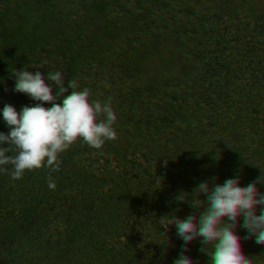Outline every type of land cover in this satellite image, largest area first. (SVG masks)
<instances>
[{
    "label": "rangeland",
    "instance_id": "rangeland-1",
    "mask_svg": "<svg viewBox=\"0 0 264 264\" xmlns=\"http://www.w3.org/2000/svg\"><path fill=\"white\" fill-rule=\"evenodd\" d=\"M128 1L130 6L156 5L168 16L157 9L136 11L133 22L131 14L119 13L128 20L120 39L94 38L79 27L81 31L69 33L43 23L38 37L25 33L24 51L19 49L16 55L25 62L24 90L35 97L27 105V124L42 146L46 158L42 164L60 176L54 187L61 182L74 192L60 198L72 211L66 230L71 264H236L239 243L254 223L256 231L241 262L264 264V177L252 168L253 162L216 147L225 184L219 177L201 181L188 172L197 137L208 135L201 129L199 115L209 113L211 135L227 150L234 143L248 142L240 140L247 134L240 132L238 123L224 124L223 113L245 115L251 107L243 108L242 102L258 98L256 89L233 84L226 92L222 71L230 68L234 73V66L237 72L252 65L261 68L264 48L255 44L259 36L233 25L236 8L231 6L226 15L205 16L203 6L211 0ZM181 9L183 13H178ZM213 55L221 60L209 61ZM170 68L175 77H170ZM137 71L151 83L132 82ZM198 100L208 102V112L201 111V105L195 108ZM252 117H258L257 112ZM141 133L164 139L157 137L151 147L141 139L136 157H128L132 136ZM3 135L0 131V138ZM146 148L152 150L150 157H145ZM257 149L264 158V143ZM1 165L0 264H7L2 241L7 240L10 252L18 226L16 241L25 242L20 227L26 211L33 208L29 205L33 197L17 194L18 182ZM22 165L26 179L35 164L25 156L17 168ZM108 183L118 190V198L112 196ZM210 183L217 186L213 189ZM25 187L31 184L25 181ZM79 202L87 206L89 223L75 228L76 209L83 208ZM53 222L52 217L43 222V234L36 240L40 246L55 238ZM161 238L176 245L174 253L162 246ZM84 240L87 243L80 244ZM56 261L53 254L45 264Z\"/></svg>",
    "mask_w": 264,
    "mask_h": 264
},
{
    "label": "flooded vegetation",
    "instance_id": "flooded-vegetation-1",
    "mask_svg": "<svg viewBox=\"0 0 264 264\" xmlns=\"http://www.w3.org/2000/svg\"><path fill=\"white\" fill-rule=\"evenodd\" d=\"M234 3H236L237 7H235ZM129 4L130 2L128 0H9V9L13 11L10 18L13 20L11 27L14 33L12 34V32H10L11 30H9L10 33H8L7 42L10 47L15 41H18L21 44L19 49L24 51L23 44L25 33L29 34L31 37H38L39 25L43 23L64 27L69 33L74 32L73 30L81 31L79 28H82V32L83 30H87L94 38L100 36H115L120 39L122 37L121 27H123L128 20L124 19L119 13L122 14L125 12V16L127 17L131 14L133 20L131 19L129 21L133 22H135L134 17L136 11L138 13L150 12L151 10L157 9L158 13H163L168 16V12L162 8H156V5L135 3L133 6H130ZM229 6L234 9L236 8L233 14L235 16L234 22H232L233 25L238 26L247 33H253V37L259 36V41L255 42V44L260 42L258 46L264 48V0H211L203 6L204 15L208 17L213 15H226L228 14ZM15 8L18 11V22L14 18L16 15ZM183 11V9L177 10L178 13H183ZM242 16H244V18ZM15 27L18 36H16ZM260 32L261 34L259 35ZM21 33L23 38H20L19 34ZM95 43H97V41ZM207 55H209V53H207ZM260 56L263 59L262 65H260L261 68L257 69L255 65H252L248 68H244L241 72H237L238 68L234 66V73L230 68L228 70H221L224 74L223 77H225L222 82H225L227 85L223 86L226 92L229 93L231 91V86L233 84L240 86L247 85V87L256 89L254 92L256 91L255 93L258 98L251 97L245 104L242 102L243 108H248L250 105L252 111L250 109L244 110L245 115H241L238 112H234L232 115L223 113L224 124L230 121L233 122V124L238 123L240 128H242L240 132L247 134L241 136L240 140L245 139L248 140V142H242L239 143V145L234 143L232 144L233 149L227 150L211 135L209 113L203 114L201 118L198 114L201 129L208 135L206 137H197L198 143L193 149V152L191 151L192 154L190 155L192 160L188 172L192 178L205 181L206 179L208 180V178L212 179L219 177V180H223V184H225L224 181L226 180L222 179L221 176H226V174H222L223 172L220 168L222 160L216 155V147L221 148L223 152L228 154H237L238 158H242L245 162H253L252 168H256L255 172L262 174L264 177V158L260 157L259 150L257 149V145L264 143V53ZM211 58L213 61H215V59H218V62L221 60L216 55L210 57L209 61H211ZM196 59L198 58L196 57ZM14 61L15 55H10V53L6 59L1 58V64L6 68L8 67V69L2 72L0 92L1 95L6 94L9 98H7L6 107L3 106L2 101L0 102V123L2 124L0 128H3V130L0 131L4 134L3 137L0 138V165L2 164L1 166L4 167L5 172L18 182L20 188L16 192L17 194L33 197L29 202V205L31 207L33 206V208L26 211L24 221H21L23 224L20 229L25 231V242H22L20 246L16 241L18 226L14 228V230H16L14 237L11 236L14 239V244L11 245L12 250L10 252H7V249L10 248L8 243L6 245L7 240L4 243L2 241L1 249L3 253L5 252L3 260H6L7 264H11L12 262L14 264H45V261L55 254L57 261L54 264H71L70 252L72 251V247L68 243V233L66 230L70 225L68 221H71L72 211L66 208V203L60 198L65 194L73 195L74 192L70 186H65L66 188L62 187L61 182H59L57 187H54V181H59L60 176H57L53 170L43 165L46 158L43 152H41L42 146L38 144L37 135L31 130L32 126L27 124L29 123L27 120V105L30 106L32 102H34V93L29 95L24 90L25 81L22 70L25 68V62L22 61V68L17 71L12 67ZM174 71L175 70L172 68L169 69V74L171 73L170 77H175ZM184 74H186L187 78H191V75H187V72H184ZM210 74L211 73L207 75ZM177 77H179L178 74ZM131 79L132 82L135 81L139 84L151 83V81L141 77L140 71H137L135 75L133 74ZM115 82L118 85L121 84L120 79H116ZM182 85H185L184 81ZM3 87L5 88L4 93H2ZM184 89L185 88L182 89L181 86V92L182 90L185 92ZM186 89L187 93L191 92L190 89ZM254 92L252 93L255 94ZM246 94H248V92H246ZM254 100H256V103H251ZM233 101L236 103L234 98ZM221 103H225V101ZM194 105H201V111L205 110V113L209 110L208 102H201L198 100ZM227 105L228 104H225L224 106ZM229 105L231 106L234 104L232 101H229ZM252 105H255V108H252ZM196 106L195 108L197 109L198 106ZM255 112H257L258 117L254 119L252 114ZM142 134L144 133L138 136H132L131 143L128 144L129 148L127 149V151H130V154L129 156L126 154V156L136 157V149H139L136 144L140 142L141 139H147L150 147L158 142L157 137H160L161 141L164 139L163 135L158 136V134L152 133L149 137H144ZM249 142H253V144H249ZM255 145L256 147H254ZM155 150L154 147L153 153H155ZM151 151L150 148L143 149L145 157H150ZM120 152L121 150H118L115 154H119ZM238 153L244 156H240ZM25 156H28L35 164V169L28 170L26 179L23 177L25 172L23 165L21 168H17L20 163H23ZM100 161L104 162L103 158H101ZM41 173L42 179L39 178ZM25 181L31 184L30 188L25 187ZM209 185L213 189L217 186L216 183H210ZM108 187L112 196L118 198V190H116L114 185L108 183ZM229 187L230 185L228 184L227 188ZM217 190L229 191L226 187H217ZM78 207L83 208L80 210L76 209L74 220L75 228H82L87 225L86 223H89L86 211L87 206H83L79 202ZM49 217H52L54 221L52 227L55 229V238H53L49 245L40 246L37 244L36 240L43 234L44 228L42 224H44L43 222ZM25 218L28 220H25ZM254 227L255 223L250 225L245 240L239 243L240 249L236 259L237 262H235L236 264H238V262L242 264V258L245 256H242V253L247 249L248 241L254 236V231H256ZM154 235L158 237L157 232H155ZM82 243L86 244L87 240L81 241L80 244ZM224 243L226 244L228 242L224 241ZM161 244L169 249V251L175 252L174 248L176 245L171 240L161 238ZM50 247H52L51 249L53 252H49Z\"/></svg>",
    "mask_w": 264,
    "mask_h": 264
},
{
    "label": "crops",
    "instance_id": "crops-1",
    "mask_svg": "<svg viewBox=\"0 0 264 264\" xmlns=\"http://www.w3.org/2000/svg\"><path fill=\"white\" fill-rule=\"evenodd\" d=\"M15 20L18 22L19 18L17 17L18 15V11L15 8ZM13 13V11H11L9 9V0H0V80L2 77V71L7 70L8 67L6 68L4 65L1 64V58H5L8 56V54L10 53V55H15V61L14 64H12V67H14L17 71L18 69L22 68V58L21 59H17L16 55L18 53H20L19 48L21 46V44L18 41H15L13 45H8L7 42V37H8V33L12 32V34L14 33L12 30V21L10 18V15ZM11 27V28H10ZM9 30H11L9 32ZM15 32H16V36H18V32L16 27L14 28ZM20 38H23L22 33L19 34ZM0 86H1V82H0ZM1 91V90H0ZM7 98H9V96L7 97L6 94H2L0 92V102H3V106L6 107V102H7Z\"/></svg>",
    "mask_w": 264,
    "mask_h": 264
}]
</instances>
